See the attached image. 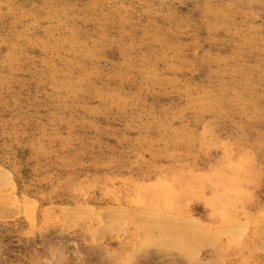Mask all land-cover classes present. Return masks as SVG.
<instances>
[{"label": "rangeland", "instance_id": "1", "mask_svg": "<svg viewBox=\"0 0 264 264\" xmlns=\"http://www.w3.org/2000/svg\"><path fill=\"white\" fill-rule=\"evenodd\" d=\"M0 154V264H264V0H0Z\"/></svg>", "mask_w": 264, "mask_h": 264}, {"label": "trees", "instance_id": "2", "mask_svg": "<svg viewBox=\"0 0 264 264\" xmlns=\"http://www.w3.org/2000/svg\"><path fill=\"white\" fill-rule=\"evenodd\" d=\"M1 155V154H0ZM21 174H23L24 175V173H21Z\"/></svg>", "mask_w": 264, "mask_h": 264}]
</instances>
